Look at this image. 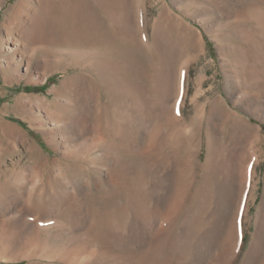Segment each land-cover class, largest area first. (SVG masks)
Returning a JSON list of instances; mask_svg holds the SVG:
<instances>
[{
    "label": "rangeland",
    "instance_id": "1",
    "mask_svg": "<svg viewBox=\"0 0 264 264\" xmlns=\"http://www.w3.org/2000/svg\"><path fill=\"white\" fill-rule=\"evenodd\" d=\"M45 2L0 0V264H259L248 252L264 202V0ZM33 20L44 43L29 47ZM10 31L19 67L2 46ZM84 35L98 54L73 49Z\"/></svg>",
    "mask_w": 264,
    "mask_h": 264
},
{
    "label": "bare ground",
    "instance_id": "2",
    "mask_svg": "<svg viewBox=\"0 0 264 264\" xmlns=\"http://www.w3.org/2000/svg\"><path fill=\"white\" fill-rule=\"evenodd\" d=\"M46 1V2H45ZM51 1L52 0H44V2L46 3V5H49L50 3H51ZM54 1V0H53ZM97 3V2H96ZM41 5V4H40ZM45 5V6H46ZM97 5H99V4H97ZM99 7H101V6H99ZM101 9H103V8H101ZM42 10H44V6L42 7ZM84 11V10H83ZM81 19V18H80ZM79 19V20H80ZM72 22V21H71ZM77 22V21H76ZM80 22V21H79ZM117 23H119V22H117ZM83 25H84V23H82ZM12 25V24H11ZM10 25V26H11ZM116 25V24H115ZM8 26V25H7ZM81 26V25H80ZM85 26V25H84ZM13 27V26H12ZM76 27V26H75ZM82 27V26H81ZM80 27V28H81ZM87 27V26H86ZM96 27V26H95ZM9 28V27H8ZM14 28V27H13ZM88 28V27H87ZM86 28V29H87ZM27 29L31 32H29L31 35H23L22 36V39H24V40H27V41H29V43H30V46L29 47H32L35 43L37 44V42H38V44H39V42H43L44 43V41H42L43 39L41 38V36H42V34H40L41 32L40 31H42V24L39 22H36V21H34L33 20V22H30V24L29 25H27ZM83 29H84V27H83ZM89 30V29H88ZM94 30V29H93ZM118 30V29H117ZM14 31V30H13ZM73 31V33L75 34V35H79L77 32H76V30L74 31V30H72ZM91 31V30H90ZM90 31H88V32H90ZM120 31V30H119ZM93 32V31H92ZM95 32V31H94ZM93 32V33H94ZM121 32V31H120ZM11 33V31L9 32V34H8V36L6 37V39L4 40V45H2L3 46V48H5L6 47V49L5 50H7L8 52H13V53H11V55H10V61L11 62H9L10 63V66L11 65H14V66H17V67H19V64H20V58H22L21 59V61L23 60V56L21 55V57H17V52H20L19 51V45H20V42H21V40L18 38H13V36L10 34ZM96 33V32H95ZM89 34V33H88ZM90 35V34H89ZM91 35H92V33H91ZM116 35V34H115ZM74 37V36H73ZM81 37H83V40H79L78 39V37L77 38H73V39H78V41H77V43L78 44H76L75 45V48H73L75 51H77L78 53L80 52V53H83V54H85V53H88V51H89V53L90 54H98L99 52H98V50L99 49H97L96 47H97V44H95V41H93V40H95L96 39V36L93 38L92 36H87V35H84V36H81ZM98 38V37H97ZM84 40H86V41H84ZM92 40V44L93 45H89L90 43H89V41H91ZM104 40V39H103ZM46 42V41H45ZM42 43V44H43ZM74 43V42H73ZM27 45V44H26ZM40 45V44H39ZM44 45V44H43ZM45 46V45H44ZM29 47H28V49H29ZM43 47V46H42ZM95 48V49H94ZM93 49V50H92ZM90 50H92V51H90ZM88 53V54H89ZM21 54V53H20ZM48 77H46L45 79H47ZM251 94V93H250ZM257 95V94H256ZM250 96V95H249ZM251 97V96H250ZM249 97V98H250ZM22 100V99H21ZM19 100H17V103L15 104V107H16V109L14 110V111H17L16 113H18V110L20 109V107H21V105H19ZM23 102V101H22ZM26 102V101H25ZM19 108V109H18ZM217 109V108H216ZM11 112H10V110H8L7 109V117L9 116V114H10ZM214 113H216V112H214ZM221 117V116H220ZM26 118V117H25ZM27 120H28V118H27ZM29 122H31V120H29ZM2 123H3V121H2ZM3 133L4 134H6L7 135V137H10L11 139H13V140H16L17 142L18 141H21V142H28V143H30L29 145H30V150H31V152H38V148L34 145V144H32L31 142H30V139H29V137L27 136V134L20 128V127H18L16 124H14V123H12L11 121H7V122H4L3 124ZM250 128V127H249ZM192 131V130H191ZM82 133V132H81ZM258 133V132H257ZM256 133V134H257ZM252 134V133H251ZM254 134H255V132H254ZM258 135V134H257ZM152 136H154V135H152ZM253 136V135H252ZM251 136V137H252ZM256 136V135H255ZM260 136V135H259ZM259 136H256L257 138H256V140L257 139H259ZM156 136H154V138H155ZM151 138V137H150ZM262 138V137H261ZM153 140H155V139H153ZM152 140V141H153ZM255 139L253 140V139H251V143H249V144H253V146L256 144V141ZM211 143V142H210ZM257 145V144H256ZM255 145V146H256ZM220 146V145H219ZM247 146H249V145H247ZM251 146V145H250ZM152 147H150V149H151ZM198 148H200V147H198ZM211 148V147H210ZM149 149V148H148ZM223 149V148H222ZM255 149V148H254ZM251 150H253V149H251ZM250 150V151H251ZM83 151V150H82ZM147 151V150H146ZM200 151V150H199ZM254 151V150H253ZM252 151V152H253ZM41 153V152H40ZM148 153V152H147ZM199 153V152H198ZM215 155H218V154H215ZM232 155V154H231ZM251 156L252 155H249V156H247L245 159V162H244V169L243 170H245V169H250L251 168V166L253 165V163L255 162V156H253L254 158L252 159V162L250 163L249 162V164L248 165H246L247 164V160L248 159H250L251 158ZM210 157H211V154H210ZM212 157H213V159L215 158L214 157V154H213V152H212ZM211 157V158H212ZM195 158V157H194ZM212 159V160H213ZM219 159V158H218ZM197 160V159H196ZM214 161V160H213ZM219 161V160H218ZM218 161H216V162H218ZM249 161H251V159L249 160ZM192 164V163H191ZM212 165V164H211ZM224 166V165H223ZM247 166V167H246ZM193 167V166H192ZM191 167V168H192ZM253 167V166H252ZM224 168H225V166H224ZM243 168V167H242ZM236 169V168H235ZM231 170V169H230ZM190 171V170H189ZM188 171V172H189ZM227 171V170H226ZM229 171V170H228ZM227 171V172H228ZM233 171V170H232ZM250 171V170H249ZM210 172V171H209ZM234 172V171H233ZM248 172V171H247ZM40 173V172H39ZM38 173V174H39ZM191 173V172H190ZM249 173V172H248ZM227 174V173H226ZM52 175L54 176V177H57L58 178V180H62V185L65 187V185L63 184V181L65 182V184L67 183L68 184V182L69 181H67V180H65V175H64V172L61 170V169H59V168H56L55 167V169L53 170V172H52ZM15 176V175H14ZM13 176V177H14ZM19 176V175H18ZM18 176H15L14 177V179H18L17 177ZM250 176V175H249ZM210 178H211V176H210ZM13 179V178H12ZM20 179H22V178H20ZM57 180V179H56ZM24 181V180H23ZM23 181L21 180L20 182H19V180L18 181H14L13 183H12V181H10L9 182V184H13L14 185V188L13 189H15L14 190V192L15 193H18V194H20L21 195V190H23V188L25 187H23ZM81 181V180H80ZM86 180L85 179H83V182H82V184H81V188H80V190H79V192L80 193H84V191L87 189V185H86V182H85ZM234 181V180H233ZM246 181V180H245ZM26 182V181H25ZM70 183V182H69ZM81 183V182H80ZM75 184V183H74ZM12 185V186H13ZM36 185V184H35ZM39 185V184H38ZM72 185V184H71ZM76 185H77V183H76ZM212 186V185H211ZM79 187V186H78ZM34 188V187H33ZM36 188H37V186H36ZM50 188H51V186H50ZM76 188V187H75ZM249 188V187H248ZM247 185L246 186H244V188H243V191H242V194H241V197L239 198V202H238V205H237V210H236V212L234 211V212H232L233 214V216H234V218H237V216L242 212V213H244V206L246 205V200H245V202H244V199H245V196H246V194H247ZM47 190H48V187L46 186V185H40V186H38V188L36 189V191L35 192H33V191H30V196L32 197V195H33V205L37 208V209H41V208H43V209H45V199H46V194L48 193L47 192ZM50 190V189H49ZM52 190V189H51ZM50 190V191H51ZM67 190H68V188H67ZM21 192V193H20ZM24 192V191H23ZM27 192V191H26ZM13 193V192H12ZM25 193V192H24ZM23 194V193H22ZM16 196V195H15ZM24 196V195H23ZM29 196V195H28ZM26 197V196H25ZM19 198V197H18ZM236 198V197H235ZM219 199V198H218ZM22 200V199H21ZM28 200V199H27ZM26 200V201H27ZM236 201H238V200H236ZM12 202H13V200H12ZM12 202H10V203H12ZM28 202V201H27ZM9 203V204H10ZM237 203V202H236ZM236 203H234V204H236ZM18 204V203H17ZM16 204V205H17ZM11 207V206H10ZM15 207V206H14ZM234 208H235V206H234ZM17 209V208H16ZM238 209H240V212H238ZM34 210V209H33ZM227 211V210H226ZM7 212V211H6ZM247 213V212H246ZM257 215V220H258V230L254 233V240L252 241V247L249 249V256H253L257 261H259V264H264V260H263V258H264V255H263V251H262V249L264 248V202H263V204H262V207H261V210H260V212L258 213V214H256ZM231 216V215H230ZM256 217V216H255ZM228 220V219H227ZM230 220H231V217H230ZM231 221H233V220H231ZM257 222V221H256ZM229 224L230 223H232V222H228ZM233 226V231L232 230H230L231 231V233H232V235H230V237L231 236H234V240H233V242H234V250H235V248H236V250H237V252L238 251H240L241 250V248H243V246H244V235H245V233H244V229L241 227V225L239 226V228H238V226H237V221L235 222L234 221V224H232ZM229 226V225H228ZM240 227H241V229H240ZM48 228V227H47ZM228 228V227H227ZM45 229V228H44ZM42 231H43V229H42ZM227 233V232H226ZM228 239H230L229 238V236L227 237ZM225 241V240H224ZM230 244V243H229ZM231 244H233V243H231ZM216 246V245H215ZM232 246V245H231ZM227 247H228V245H227ZM229 249V248H228ZM232 249V248H231ZM235 250V251H236ZM230 251V250H229ZM232 251V250H231ZM235 251H234V253H232L231 255H233V254H235ZM224 252H227V251H225L224 250ZM242 253V252H241ZM231 255H230V259L232 260L233 259V257H234V255L232 256V258H231ZM248 256V255H247ZM229 258V257H228ZM221 259V258H220ZM226 261V260H225ZM229 262V261H228ZM251 262V261H250ZM235 263V262H234ZM226 264H227V262H226ZM251 264V263H250Z\"/></svg>",
    "mask_w": 264,
    "mask_h": 264
}]
</instances>
